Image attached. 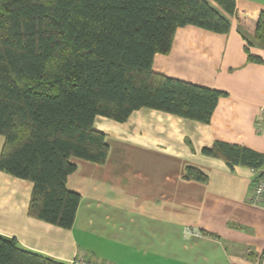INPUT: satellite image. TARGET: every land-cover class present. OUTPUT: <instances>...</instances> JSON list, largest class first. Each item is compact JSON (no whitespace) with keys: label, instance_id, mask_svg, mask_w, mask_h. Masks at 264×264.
Listing matches in <instances>:
<instances>
[{"label":"crops","instance_id":"crops-1","mask_svg":"<svg viewBox=\"0 0 264 264\" xmlns=\"http://www.w3.org/2000/svg\"><path fill=\"white\" fill-rule=\"evenodd\" d=\"M236 9L264 10V0H236ZM228 18L225 33L177 27L169 52L153 56L154 71L224 93L209 122L145 107L123 122L95 116L109 151L101 164L72 158L66 186L81 195L72 226L29 216L32 182L0 170V235L63 262L260 264L264 200L248 199L255 171L201 152L221 141L264 154V46ZM187 166L206 179L185 178Z\"/></svg>","mask_w":264,"mask_h":264},{"label":"trees","instance_id":"trees-1","mask_svg":"<svg viewBox=\"0 0 264 264\" xmlns=\"http://www.w3.org/2000/svg\"><path fill=\"white\" fill-rule=\"evenodd\" d=\"M228 17L264 46V10L239 11L236 0H0V170L32 182L27 214L72 226L81 200L66 186L72 158L101 164L109 151L95 116L123 122L145 107L209 122L224 93L154 71L153 56L169 52L177 27L225 33ZM201 152L253 169L252 185L264 165L238 144ZM184 177L207 176L187 166ZM0 264L75 263L0 235Z\"/></svg>","mask_w":264,"mask_h":264},{"label":"built area","instance_id":"built-area-1","mask_svg":"<svg viewBox=\"0 0 264 264\" xmlns=\"http://www.w3.org/2000/svg\"><path fill=\"white\" fill-rule=\"evenodd\" d=\"M259 174L258 179L253 182L249 193V199L252 203H258L264 200V165L259 169ZM183 232L185 236H189L195 234L196 230L186 227ZM71 262L75 264H111L100 259H86L82 256L75 257ZM260 264H264V258L261 260Z\"/></svg>","mask_w":264,"mask_h":264},{"label":"rangeland","instance_id":"rangeland-1","mask_svg":"<svg viewBox=\"0 0 264 264\" xmlns=\"http://www.w3.org/2000/svg\"><path fill=\"white\" fill-rule=\"evenodd\" d=\"M218 8V7H217Z\"/></svg>","mask_w":264,"mask_h":264}]
</instances>
